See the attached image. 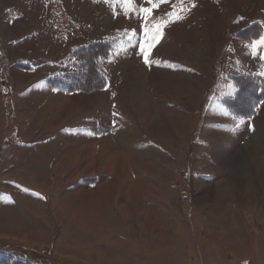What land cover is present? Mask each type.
<instances>
[{"label":"rangeland","instance_id":"obj_1","mask_svg":"<svg viewBox=\"0 0 264 264\" xmlns=\"http://www.w3.org/2000/svg\"><path fill=\"white\" fill-rule=\"evenodd\" d=\"M61 2L74 26L50 0H0V142L32 143L0 171V248L42 264H264V101L234 84L264 77V0H166L147 21L146 0ZM158 20L172 22L148 66L143 25ZM97 41L113 48L104 89L43 91Z\"/></svg>","mask_w":264,"mask_h":264},{"label":"trees","instance_id":"obj_2","mask_svg":"<svg viewBox=\"0 0 264 264\" xmlns=\"http://www.w3.org/2000/svg\"><path fill=\"white\" fill-rule=\"evenodd\" d=\"M50 2L56 8V17L59 26L67 25L71 27V25H75L70 21L67 13H65L66 11L61 0H50ZM255 28H257L256 32L252 30L251 32L245 31L246 33H231L228 37V42H233L234 38L237 39L238 37L248 38L249 41L255 38L258 39L262 28L258 24ZM111 45L108 42L97 41L75 49L70 56L71 59L68 57V61H66V69L48 77L47 83L50 89H57L66 93L73 91L88 93L104 89L107 85V80L103 74L102 65L112 54L113 48ZM225 58L218 59L216 64H225ZM234 78L235 82L237 81L234 84H238L240 89L247 87L248 84L250 87H254V92L250 95L252 101L249 105L254 104L256 106L264 101L263 76L261 77L253 73H243ZM226 105L230 107L227 102ZM250 110L251 108L248 109V112ZM10 151V143L6 141L4 149L0 153V171L5 167V161L9 157ZM8 247L0 248V264H42L34 256H27V252V259L20 257L22 256L21 250L25 251L23 248L9 247L10 249H6Z\"/></svg>","mask_w":264,"mask_h":264},{"label":"snow or ice","instance_id":"obj_3","mask_svg":"<svg viewBox=\"0 0 264 264\" xmlns=\"http://www.w3.org/2000/svg\"><path fill=\"white\" fill-rule=\"evenodd\" d=\"M127 3H130L131 0H126ZM147 3L151 4V7H143L140 8V13H143V19L148 20V17L151 16L154 9L159 8L161 4H164L166 0H146ZM195 5H193L194 7ZM169 17L176 16L177 19H180L179 16L175 12L169 13ZM172 22L171 20H158L154 23H146L143 25L144 27V39L143 42L140 43V55L143 57V61L146 65L151 66L152 61L150 60L151 55V49L159 43V40L161 39L163 35V28L168 24ZM136 35L135 30L132 32V38H134ZM261 44H264V37H261L260 42ZM243 122V121H241ZM27 191V189H25ZM34 195H39L37 193H33Z\"/></svg>","mask_w":264,"mask_h":264},{"label":"crops","instance_id":"obj_4","mask_svg":"<svg viewBox=\"0 0 264 264\" xmlns=\"http://www.w3.org/2000/svg\"><path fill=\"white\" fill-rule=\"evenodd\" d=\"M18 66L20 67V68H24V67H28V66H23V65H20V64H18ZM30 68V67H29ZM32 69V68H31ZM37 81V80H36ZM36 81H34V82H36ZM44 81H46V80H44ZM42 87V86H41ZM16 91V90H15ZM43 91H46V92H48V91H52L54 94H56V93H58V91L57 90H54V89H50V87L48 86V83H47V86H46V88H44L43 89ZM33 94H35V92H32V93H30L28 96H27V98H30ZM17 98L15 99V106H17ZM19 102H20V100H19ZM51 107V106H50ZM50 107H49V109H50ZM62 107H64V106H60V107H58V110H60V109H62ZM52 108V107H51ZM57 110V111H58ZM50 110H48L47 112H49ZM20 139V140H19ZM25 140H26V137H24L23 135H21V136H19L18 137V140L17 141H15V142H13V143H11V141H10V139H9V137L8 136H4V137H2V140H1V144H0V148H1V152H2V150L4 149V146H5V143H6V141L7 142H9L10 143V149H11V151H10V155H9V159L12 157V155H13V153H14V150H16V149H19V148H27L29 145H31V147H32V143H29V142H25ZM27 141V140H26ZM44 143H47L46 141H44ZM23 150H25V151H27V149H23ZM0 152V153H1ZM60 152V151H59ZM78 152V151H77ZM59 155H62V151L60 152V154ZM5 165H6V163H5ZM24 225V224H23ZM22 224H21V226H23ZM25 227V226H24ZM20 229L21 228H15V230L17 231V230H19L20 231ZM31 232H33L32 230H30ZM29 231V232H30Z\"/></svg>","mask_w":264,"mask_h":264}]
</instances>
